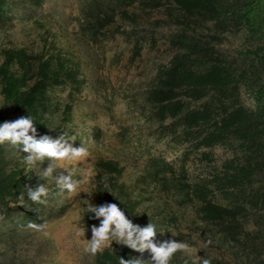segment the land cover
Segmentation results:
<instances>
[{"label": "trees", "instance_id": "trees-1", "mask_svg": "<svg viewBox=\"0 0 264 264\" xmlns=\"http://www.w3.org/2000/svg\"><path fill=\"white\" fill-rule=\"evenodd\" d=\"M43 3L0 0V29L10 27L20 11L37 10ZM117 18L132 26L143 19L154 31L175 29L166 40L173 53L156 68L144 94L145 121L150 137L184 150L175 162L147 153L140 179L178 208L191 209V231L205 243L211 240V247L228 250L234 264H264V0H90L82 10L80 33L92 43L123 34L115 30L106 35ZM241 33L250 47H225L227 35ZM150 40L155 46V36ZM143 44L144 38L134 41L133 59ZM0 58L2 106L12 109L16 119L31 115L38 134L50 136L45 115L55 105L49 95L58 89L78 91L84 84L78 66L60 52L0 48ZM215 149L224 153L218 165ZM15 150L7 142L0 144V223L11 221L21 229L60 213L48 205L56 192L46 205L34 204L26 195L19 199L24 185H35L9 157ZM96 169L93 205L115 203L133 223H152L158 233L175 230L183 239L169 204L143 222L139 199L118 181L123 168L117 162L99 160ZM91 215L86 209L83 219L90 227L98 221ZM140 256L115 244L94 258L96 264H119L120 257ZM204 258L211 264H233L209 254ZM143 259L149 261L146 252ZM175 259V264H193Z\"/></svg>", "mask_w": 264, "mask_h": 264}, {"label": "rangeland", "instance_id": "rangeland-1", "mask_svg": "<svg viewBox=\"0 0 264 264\" xmlns=\"http://www.w3.org/2000/svg\"><path fill=\"white\" fill-rule=\"evenodd\" d=\"M89 2L44 0L39 9L20 11L10 27L0 29L1 49H24L29 53L46 54L60 52L76 63L84 80L83 86L78 91L66 88L51 92L49 100L55 109H51L45 119L52 138L65 133L74 138V141H69L73 147L78 148L83 144L88 148L86 158L57 162V172L71 169L74 178L80 181L77 190L72 193H61L51 178L42 177L40 180L37 174L48 166L47 161L28 170L23 161L24 153L15 150L10 154L17 168L22 170V175L33 185L45 183L50 188V194L56 192L48 205L54 214H60L37 223L45 224L42 231L27 227L14 229L11 221L1 222L0 264H96L94 256L83 251L86 240L92 237L91 227L83 217L87 204H93L96 163L99 160H113L123 168L118 181L128 186L133 196L139 199L143 222L164 204H169V209L177 215L178 230L183 234V239L179 240L176 231L170 230L157 233L156 242L172 239L185 242L191 246L192 253L177 252L170 264H175V258H188L192 263L196 261L199 264L197 257L204 259L206 254L233 263L228 250L205 246L202 237L191 231L189 226L195 219L191 209L178 208L171 198L140 179L147 153L175 162L184 150L166 140L150 137V124L145 121L147 106L144 94L153 81L156 68L166 63L173 53L166 40L175 32L174 27L154 31L151 24L143 19L137 26H132L117 18L106 35L111 36L115 30L123 34L92 43L79 30L82 10ZM136 6L137 3L130 10H135ZM151 35L157 41L155 46L150 40ZM140 38H144L143 49L140 56L133 59L132 47L134 41ZM248 44L241 33L227 35L225 47L244 49L250 47ZM67 105L71 111L66 114ZM16 117L12 109L2 106L0 94V120L13 121ZM213 154L218 165L224 153L215 149ZM196 168L191 167L190 171ZM99 223L98 220L95 225L99 226ZM115 244L113 242L105 248ZM146 253L150 261V253Z\"/></svg>", "mask_w": 264, "mask_h": 264}, {"label": "clouds", "instance_id": "clouds-1", "mask_svg": "<svg viewBox=\"0 0 264 264\" xmlns=\"http://www.w3.org/2000/svg\"><path fill=\"white\" fill-rule=\"evenodd\" d=\"M39 137V138H38ZM73 137L65 133L58 138H52L48 135H39L35 122L31 115L21 116L13 121H5L0 124V144L9 143L20 152L24 153L23 161L28 170H33L39 163L43 165L45 161L48 166L43 168L37 176L42 180L53 179L56 187L63 192H75L80 181L74 178L71 169L57 172V162L73 161L88 156V148L85 145L73 147ZM66 173V174H65ZM26 192L19 194V199L23 201L25 195L28 200L34 204L46 205L50 196V188L45 183H39L35 187L24 185ZM87 212L92 214L91 218L99 220V226H91L92 237L86 240L87 244L83 251L95 256L101 253L106 246L112 245L113 242L127 246L131 250L141 254L140 257H130L124 259L120 257L119 264H170L172 257L177 253L191 255L192 248L189 244L177 240H166L160 243L156 242V226L148 223L141 227L133 223L125 211L115 203H104L93 205L90 202L86 206ZM38 211V210H37ZM28 229L42 231L45 224H37L29 221L26 225ZM86 229L83 232L85 234ZM211 244L207 241L205 246ZM149 252L151 260L143 259V254ZM199 264H211L208 258L200 259L197 257ZM188 264V261H185ZM196 264V261H193Z\"/></svg>", "mask_w": 264, "mask_h": 264}]
</instances>
